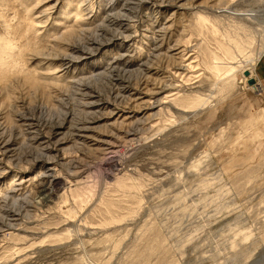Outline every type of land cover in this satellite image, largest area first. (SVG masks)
Segmentation results:
<instances>
[{"label": "rangeland", "instance_id": "1", "mask_svg": "<svg viewBox=\"0 0 264 264\" xmlns=\"http://www.w3.org/2000/svg\"><path fill=\"white\" fill-rule=\"evenodd\" d=\"M259 52L264 0H0V264H264Z\"/></svg>", "mask_w": 264, "mask_h": 264}, {"label": "bare ground", "instance_id": "2", "mask_svg": "<svg viewBox=\"0 0 264 264\" xmlns=\"http://www.w3.org/2000/svg\"><path fill=\"white\" fill-rule=\"evenodd\" d=\"M159 10V9H158ZM81 19V18H80ZM205 18H201V21H203ZM205 20H207V19H205ZM81 21V20H80ZM87 22V21H86ZM81 23V22H80ZM83 26V25H82ZM152 26V25H151ZM160 27H163V26H160ZM75 30V29H74ZM155 31V30H154ZM164 31V30H163ZM166 31V30H165ZM165 34V33H164ZM129 39V38H128ZM131 40V39H130ZM139 40V39H138ZM123 41V40H122ZM122 44H124V43H122ZM124 46V45H123ZM95 49V48H94ZM155 51V50H154ZM262 52V51H261ZM261 52H259L260 54H261ZM155 53H156V51H155ZM158 54V53H157ZM180 54H184L183 53V51H181V53ZM145 58V57H144ZM116 58H114V59H112V61L110 62V65H111V67L112 66H114V64L116 63V61H117V59L115 60ZM248 60H247V64L246 65H244V67H243V69H242V71H241V79H242V81H245V80H247V82H248V79L249 78H252L253 77V65H254V63H255V61H254V57H251V56H249L248 58H247ZM127 62V61H126ZM123 63V62H122ZM120 64V63H119ZM128 64V63H127ZM124 65H126V64H124ZM249 65H252L253 67H250ZM186 68H189L190 67V63H187L186 65H184ZM184 67V68H185ZM148 68V67H147ZM185 68V69H186ZM7 70H8V68H7ZM229 70H232V69H229ZM245 71H248L249 72V75L248 76H245L244 75V72ZM228 74V73H227ZM7 76V75H6ZM3 78H5V75H0V82H1V80H3ZM6 79H7V77H6ZM253 79V78H252ZM253 87H256V84L255 85H252ZM120 90V89H119ZM118 90V91H119ZM122 91V90H121ZM173 95V94H172ZM174 95H175V93H174ZM173 95V96H174ZM131 96V95H130ZM128 97H129V95H128ZM173 100H174V98H173ZM125 118V117H124ZM259 121V120H258Z\"/></svg>", "mask_w": 264, "mask_h": 264}, {"label": "crops", "instance_id": "3", "mask_svg": "<svg viewBox=\"0 0 264 264\" xmlns=\"http://www.w3.org/2000/svg\"><path fill=\"white\" fill-rule=\"evenodd\" d=\"M264 53V52H263ZM261 54L257 59L255 68L253 70V77L257 80L258 84L264 88V54Z\"/></svg>", "mask_w": 264, "mask_h": 264}, {"label": "water", "instance_id": "4", "mask_svg": "<svg viewBox=\"0 0 264 264\" xmlns=\"http://www.w3.org/2000/svg\"><path fill=\"white\" fill-rule=\"evenodd\" d=\"M244 75H245V76H248V75H249V72H248V71H245V72H244ZM254 82H255V81H254L252 78H249V79H248V84H249V85H253Z\"/></svg>", "mask_w": 264, "mask_h": 264}]
</instances>
